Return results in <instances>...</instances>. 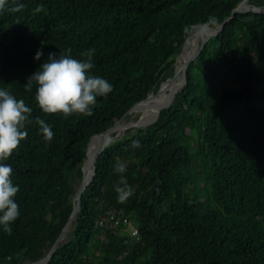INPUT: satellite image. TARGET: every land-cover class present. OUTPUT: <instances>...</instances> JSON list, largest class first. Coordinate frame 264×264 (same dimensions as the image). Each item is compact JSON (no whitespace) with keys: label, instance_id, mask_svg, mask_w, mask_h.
Listing matches in <instances>:
<instances>
[{"label":"trees","instance_id":"trees-1","mask_svg":"<svg viewBox=\"0 0 264 264\" xmlns=\"http://www.w3.org/2000/svg\"><path fill=\"white\" fill-rule=\"evenodd\" d=\"M242 1L0 0V264L49 253L91 139L165 96L192 28ZM160 111L105 147L48 264H264V13L211 37Z\"/></svg>","mask_w":264,"mask_h":264},{"label":"water","instance_id":"water-1","mask_svg":"<svg viewBox=\"0 0 264 264\" xmlns=\"http://www.w3.org/2000/svg\"><path fill=\"white\" fill-rule=\"evenodd\" d=\"M249 11H255V12H259V13H264V5L263 6H257V5H254V4H251L249 3V0H243L239 6L237 8L234 9L232 15L230 17H228L222 24L218 25V26H212L210 23H205V24H199V25H195L190 34L188 35L185 43H184V46H183V49L181 51V53L177 56V59H176V62H175V65H177V63L180 61L181 57H182V54L184 53V50L186 49V46L188 44V41H189V37L191 36L192 34V31L194 28H207V29H210L212 32L211 34H206L203 36V38L201 39V42L198 46V49L197 51L191 56L189 57L184 65H183V71H184V76H185V85L187 84L188 82V69H189V65L190 63L200 54V52L202 51L203 47L206 45V43L208 42V40L211 38V36H214V35H217L218 33H220L225 25L238 13V12H249ZM177 74V70L175 71V75ZM170 79V78H169ZM168 79V80H169ZM166 80V81H168ZM165 81V82H166ZM164 83V82H163ZM162 83V85H163ZM161 85V86H162ZM182 86L175 94H174V97L172 99V101L167 105L165 106L163 109L165 108H169L173 102H174V99L176 98L177 94L185 87ZM161 88V87H160ZM160 90V89H159ZM159 92V91H158ZM153 95V94H151ZM150 95V96H151ZM149 96V97H150ZM149 97H147L146 99L136 103L134 106H132L127 112L126 114L120 119L118 120L112 127H110L108 130H106L105 132L101 133V134H97L95 136H98V135H101V136H105L107 133H109L110 131H112L114 129V127L119 123L121 122V120L126 117L129 113H131L134 109L135 106H137L138 104L140 103H143V102H146ZM161 112V111H160ZM159 117V116H158ZM158 117L152 122L154 123ZM94 136V137H95ZM93 137V138H94ZM93 138L91 139L90 143H89V146L93 140ZM114 139H112L111 141L109 142H105V141H102L98 150L96 151V153L94 154V157H93V176L91 177V179L89 181H86V172H85V169H84V165H83V177H82V183H81V186L78 190V193H77V196H76V201H75V207H74V210L68 220V222L66 223V225L64 226L62 232L60 233L59 237L57 238L56 242L54 243V245L52 246L51 250L49 251V253L44 257L42 258L41 260H38V261H35V262H31V263H28V264H48L50 259L52 258V256L54 255L55 251L57 250V248L59 247L60 243L65 239L67 233L69 232L74 220L76 219V216L78 214V212L80 211L81 209V205H82V199H83V194L86 190V188L88 187L89 183L91 182V180L93 179L95 173H96V170H97V159L98 157L101 155V153L104 151L105 147L110 143L112 142ZM88 152H89V147H88V151H87V155H88ZM85 163V162H84Z\"/></svg>","mask_w":264,"mask_h":264},{"label":"bare ground","instance_id":"bare-ground-1","mask_svg":"<svg viewBox=\"0 0 264 264\" xmlns=\"http://www.w3.org/2000/svg\"><path fill=\"white\" fill-rule=\"evenodd\" d=\"M211 30L206 28V32L198 37L190 38L188 44L186 46V49L184 50V53L182 54V57L180 61L177 63L178 72L176 77L171 83V88L168 91V93L160 98L158 101L153 103H148L144 106H141L139 108L133 109L137 111L144 112L142 119V122L149 123L152 118L155 116L157 112L162 110L165 106H167L173 99L174 94L182 87L183 82L185 80L184 71H183V65L185 61L192 56V53L194 51V48L196 44L203 38L206 34H211ZM131 125V124H130ZM130 125L124 124L122 121L119 122L112 131L107 133L105 136L98 135L91 143L89 147V152L86 159V181H89L91 177L93 176V157L96 151L98 150L100 144L102 141L109 142L110 141V135L114 132L119 131L121 128H126ZM117 135V134H116ZM114 136V135H113Z\"/></svg>","mask_w":264,"mask_h":264},{"label":"rangeland","instance_id":"rangeland-1","mask_svg":"<svg viewBox=\"0 0 264 264\" xmlns=\"http://www.w3.org/2000/svg\"><path fill=\"white\" fill-rule=\"evenodd\" d=\"M206 32V28H194L193 31H192V34L190 36V38H195V37H198L202 34H204ZM213 37V36H211ZM201 42V40H200ZM199 43V42H198ZM196 47H197V44H196ZM196 47L194 48V51L196 49ZM193 51V52H194ZM197 51V50H196ZM177 67V65H175V68ZM177 70L178 72V68L175 69V71ZM177 75V74H176ZM176 75L174 74L172 76L173 80L174 78L176 77ZM171 78V77H170ZM171 88V83L168 85V89L170 90ZM157 93V92H156ZM153 103V102H151ZM144 112H140V111H137V110H133L131 113H129L126 117H124L121 121L126 124V125H130L126 128H121L119 131L116 132L117 135L114 134H111L110 135V141L112 139H117V138H122L124 137L130 130H135L136 128H139V127H146L148 125H150L151 123H146L145 122H142L143 119H142V116H143ZM81 183H82V180H78V184L79 186H81ZM80 188V187H79ZM135 228V222L131 223L130 227H128V231L131 233V230L133 229L134 230Z\"/></svg>","mask_w":264,"mask_h":264},{"label":"built area","instance_id":"built-area-1","mask_svg":"<svg viewBox=\"0 0 264 264\" xmlns=\"http://www.w3.org/2000/svg\"><path fill=\"white\" fill-rule=\"evenodd\" d=\"M110 220H115L116 219V216H115V214H113V215H111V217L109 218ZM122 219L121 218H117L116 219V224H120ZM123 221H124V223H127V224H129V226L128 227H130V225H131V220H130V218H128V217H124L123 218ZM127 230H128V228H127ZM131 234L134 236V237H138V235H139V230H138V228H137V226L135 225V228H134V230L132 229L131 230Z\"/></svg>","mask_w":264,"mask_h":264}]
</instances>
